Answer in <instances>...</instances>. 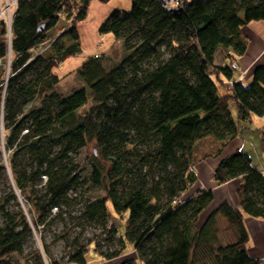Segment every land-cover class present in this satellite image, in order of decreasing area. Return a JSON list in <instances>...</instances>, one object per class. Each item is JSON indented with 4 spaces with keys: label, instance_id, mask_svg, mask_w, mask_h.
Returning <instances> with one entry per match:
<instances>
[{
    "label": "trees",
    "instance_id": "trees-1",
    "mask_svg": "<svg viewBox=\"0 0 264 264\" xmlns=\"http://www.w3.org/2000/svg\"><path fill=\"white\" fill-rule=\"evenodd\" d=\"M94 1L108 0H16L10 28L0 20V62L8 66L7 78L0 76V170L10 175L11 191L0 204V264L20 254L40 224L63 214L102 225L105 242L119 245L101 251L100 264H264L247 251L245 225L246 217L264 219V173L239 147L223 153L237 136V121L264 114V66L254 68L248 85L234 80L230 68L247 48L241 28L264 20V0H184L171 11L160 0H133L129 11L113 8L99 32L124 41L129 54L109 68L101 54L80 65L89 100L86 87L58 90L53 70L81 51L76 22ZM66 22L50 45L63 35L70 41L44 57L47 32ZM35 66L42 70L26 77ZM210 136L216 148L199 157L197 140ZM90 142L97 148L85 165L80 152ZM208 156L219 158L218 185L240 179L239 202L223 201L199 226L213 190L181 196ZM10 201L16 209L5 207ZM218 213L234 227L231 242H218L212 230ZM41 246L36 264L68 263L52 260ZM103 246L75 241L68 261L88 264Z\"/></svg>",
    "mask_w": 264,
    "mask_h": 264
},
{
    "label": "rangeland",
    "instance_id": "rangeland-1",
    "mask_svg": "<svg viewBox=\"0 0 264 264\" xmlns=\"http://www.w3.org/2000/svg\"><path fill=\"white\" fill-rule=\"evenodd\" d=\"M15 1V0H14ZM133 0H108L107 2L97 1L99 3H106L107 7L106 9L109 10V12L113 8H120L126 11H129L132 5ZM190 1V0H188ZM95 2V1H94ZM8 4H13V0H1V9L6 8ZM12 9V8H11ZM12 12V10H11ZM109 12L105 15L109 14ZM12 17V14H10ZM5 17L8 18V15L5 14ZM105 17V18H106ZM105 18L103 19V11L101 9H93L88 10L87 16L83 19H80L76 22V31L80 37L81 42V51L75 55L69 56L65 58L61 65L56 67L53 72L59 77L60 81L57 85L58 90L69 94L73 90L80 88V87H86L87 88V95L90 100V91L88 89V86L83 82V80L78 75V68L80 65L89 57L94 55V49L91 44L94 43L95 37H93L92 33L90 34L89 28H91L92 31L98 30L96 32V35L99 37V41L102 42V44L99 46L98 49H96V52H104L109 53V59L106 58L105 55L101 54L104 58V65L106 68H109L111 66V63L118 64L121 62L128 54L129 50L126 48L124 41L121 39L116 40L115 36L110 33H103L100 34L99 30L101 29V24L104 22ZM8 22V21H7ZM68 24L66 22L65 24H58L56 28L54 27L50 32H47L45 36V44L49 40L50 45V39H56L55 36L59 35L60 31H62L61 27H64ZM69 26V24H68ZM67 26V27H68ZM2 26L0 25V28ZM56 34V35H55ZM70 41L69 35H63L59 37L56 41V43L52 46V44L47 46L42 52L44 57L51 56L56 49L60 45H64ZM219 49L223 50L225 48L219 47ZM38 51V49H37ZM111 56V57H110ZM112 58V59H110ZM218 61H222V56H217ZM7 70L8 66L7 64L2 66L0 65V76H5L7 78ZM42 66H35L32 71H30L26 77H30V75H34L36 71H41ZM234 71V70H233ZM238 75V72L234 71V76L236 77ZM242 83L245 85H248L249 82L242 80ZM5 81L1 83V85H5ZM219 91H222V89L219 87ZM89 101L87 102L88 106ZM84 108V107H83ZM82 108V109H83ZM231 111L233 112V116L236 117V109L234 105H231ZM238 125V133L237 136L239 139H233L232 141L239 142L243 141V144L240 145L239 148L242 150H247L250 154V157L252 159V163L254 165L260 166L261 168H264V157H263V149L259 150V143L260 139H258L259 136H256V133L258 131V127L254 125V123H249L245 121H237ZM236 136V137H237ZM244 138V139H240ZM234 144V142H232ZM252 144V145H251ZM231 145V144H230ZM229 145V146H230ZM228 146V145H227ZM232 146V145H231ZM97 148L94 142H90L87 144L85 148H83L80 152V160L83 164L88 165L91 163V156L94 153V149ZM213 150L216 148V139L212 136L209 138L198 139L196 144V153L200 157L202 154L207 153L209 149ZM95 153L97 151L95 150ZM196 155V156H197ZM3 156L0 155V158ZM214 157H206L203 158V160L198 161L195 165L194 172L196 173L197 179L194 182V184L181 196V199L186 197H194V192L198 188H204V189H212L213 190V199L211 202L207 205V207L202 211L199 218L197 219L198 223L197 225H201L203 221L205 220L206 216L212 212L220 203L225 201V199L231 200V195L237 194L236 188H239L240 186V179L234 178L227 182H230V184H222L218 185L216 179L214 178L213 170H214ZM106 168L108 165L105 163ZM10 175L6 172L4 173L2 170H0V204L3 202H6L7 198L9 197L11 191L9 188L10 183ZM233 180H236L237 187H235V182H232ZM226 182V183H227ZM95 195H101V192L98 191H92ZM194 194V195H193ZM20 202V200L18 199ZM21 204V203H20ZM5 207L16 209V205L14 201H10L8 205ZM78 212L74 211L73 215H77ZM260 220V218H259ZM264 221V219H261ZM113 221L118 227V231L120 234L124 231V223L123 220H118L117 215L113 216ZM258 222V219H250L247 223L245 221V225L247 227V230H249L250 226L255 225V222ZM0 223H1V217H0ZM251 224V225H250ZM216 229L218 242L220 243H228L234 240L235 238V230L234 227H232L228 221L223 217L221 213H218L212 224V230ZM106 235L104 233V230L102 228V225H99L98 223H90L89 221H74L68 218L66 214H63L62 217L55 220L54 223L43 226H38V231H33L30 235L27 236L23 250L20 254L14 255L10 257L9 264H36L34 259V251L35 249H41V242L47 245V248L45 249L47 251V255L52 260H60L62 262H68L67 264H72L68 261V252L69 247L74 245V242L76 241L79 245H83L88 243L89 240L94 239L97 243L104 245L103 248L98 251L97 253H91L90 257L88 259V264H100L102 261V257L100 256L101 251H106L110 249H117L119 245L117 243H114L113 245H109L105 242ZM253 244V238L250 237L248 246L250 248V245ZM130 251V247L125 249L124 253H128ZM127 256V255H126ZM125 257V256H124ZM263 258V257H262ZM118 260L108 261L106 264H118ZM2 264V263H1Z\"/></svg>",
    "mask_w": 264,
    "mask_h": 264
},
{
    "label": "crops",
    "instance_id": "crops-1",
    "mask_svg": "<svg viewBox=\"0 0 264 264\" xmlns=\"http://www.w3.org/2000/svg\"><path fill=\"white\" fill-rule=\"evenodd\" d=\"M106 7H107L106 3H99L97 1H95V2H92L90 4L89 10L92 11L93 9H101L103 11V19H104L106 17L105 15L109 12V10L106 9ZM97 31L98 30L92 31L91 28H89L90 34L92 33L93 37H95L94 43L91 44V46L93 48H95L93 50L95 52L94 55L96 56L99 54H103V55L107 56L109 54L108 52L104 53V52H96L95 51L102 44V42L99 41V37L96 35ZM241 34L248 39V44H247V48H246L245 52L242 55L236 57V60L238 63V69L234 70V71L238 72V75L235 77L234 71H233V79L239 80L241 82H242V80L250 82L252 79V73H253L254 68H256L258 66H264V20H254V21H251V22L245 24L241 28ZM0 40H1V35H0ZM79 42H80V37H79ZM80 47H81V42H80ZM222 62H224L225 64L228 63L227 60L220 61V63H222ZM225 81H226V79H225ZM243 85H245V84H243ZM250 122L254 123V125H256L258 127L259 132L256 133V136H259L258 139H260L259 143H257V144L259 145L258 147H259V150L261 153V150L263 149V145H264V114L262 116L253 115ZM234 139H239V137L237 136ZM240 139H244V138H240ZM232 142H234V144ZM241 144H243V141H242V143H241V141H240V143L236 142V141H231L228 144V146L225 147L223 153L226 155V154L234 151L235 148L240 147ZM243 151H245L249 154V152L247 150L244 149ZM213 161H214V168H215L218 161H219V158H214ZM258 169L264 173V168H261L259 166ZM232 182H235V187H237L238 182H236V180L231 181V183ZM226 184H230V182L225 183V185ZM236 191H237L236 192L237 194L231 195V197H232L231 200L225 199V201H228L232 204H238V202H239L238 188H236ZM250 219H252V220L258 219L259 223L253 221V222H255V225L250 226L249 230H247L248 235H249V239H250V237L253 238V244L250 245V248L247 247L249 240L247 242V245H246L247 251L250 255H252L256 258H262L263 257L262 259H264V221H262L261 219L259 220V218H249V217H246L245 221H247V223H248V221Z\"/></svg>",
    "mask_w": 264,
    "mask_h": 264
},
{
    "label": "built area",
    "instance_id": "built-area-1",
    "mask_svg": "<svg viewBox=\"0 0 264 264\" xmlns=\"http://www.w3.org/2000/svg\"><path fill=\"white\" fill-rule=\"evenodd\" d=\"M160 2H161V5L164 9L171 11L174 8L181 7L184 3V0H160ZM0 8H1V6H0ZM15 8H16V0L15 1L13 0L12 5L8 4L6 8L0 9V20H4L5 22L8 21L7 23H8L9 28H10L11 19L14 15ZM11 10H12V12H11ZM5 14L8 15V18L5 17ZM10 14H12V17L10 16ZM45 48H47V46ZM0 65H2L1 62H0ZM230 68L232 70H237L238 69L237 61L232 60L230 62ZM263 157H264V145H263Z\"/></svg>",
    "mask_w": 264,
    "mask_h": 264
},
{
    "label": "water",
    "instance_id": "water-1",
    "mask_svg": "<svg viewBox=\"0 0 264 264\" xmlns=\"http://www.w3.org/2000/svg\"><path fill=\"white\" fill-rule=\"evenodd\" d=\"M43 30H44V25H40L38 31H43ZM8 37L10 38V29L8 31Z\"/></svg>",
    "mask_w": 264,
    "mask_h": 264
}]
</instances>
